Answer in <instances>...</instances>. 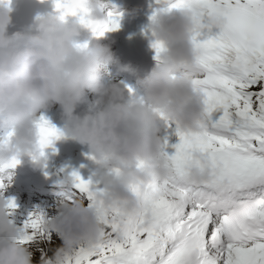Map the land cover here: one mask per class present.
<instances>
[{
	"label": "clouds",
	"instance_id": "9594fccd",
	"mask_svg": "<svg viewBox=\"0 0 264 264\" xmlns=\"http://www.w3.org/2000/svg\"><path fill=\"white\" fill-rule=\"evenodd\" d=\"M79 7L83 23L80 17L79 23L68 24L58 11L59 15L37 17L35 35L9 36L10 3H0V118L7 130L0 138V168L15 169L27 158L33 170H42L47 152H54L57 142L71 140L86 146L89 158L106 170L102 188L89 185L92 201L87 207L76 200L45 225V231L62 240V251L52 264H61V255L74 248L92 249L103 243V218L108 213L142 218L147 226L151 204L161 193L152 191L145 199L137 194L171 176L158 135L162 122H170L185 134L204 131L203 97L192 88L199 55L192 35L200 23L188 11L180 9L167 16L158 13L151 22L153 43H160L164 50L155 69L138 82L139 95L127 89L126 97L125 89L102 83L98 74L112 65H117L118 73L127 70L118 66L109 47L77 42L79 28L90 30L96 39L115 32L94 35L90 28L109 19L106 5L102 0H82ZM224 23L218 15L207 18L208 28L220 29ZM86 93L97 99L89 109L91 114L80 117L74 113ZM53 106L59 107L62 128L43 115ZM47 129H54L55 134L48 135ZM42 139L48 140L44 146ZM13 160L17 161L15 167H11ZM193 162L186 169L185 180L190 184L210 182L208 164L198 154ZM75 183L69 175L59 185L63 191H71ZM8 204L0 191V264H29L19 243L26 238L25 232L13 226Z\"/></svg>",
	"mask_w": 264,
	"mask_h": 264
},
{
	"label": "snow or ice",
	"instance_id": "6c2138e0",
	"mask_svg": "<svg viewBox=\"0 0 264 264\" xmlns=\"http://www.w3.org/2000/svg\"><path fill=\"white\" fill-rule=\"evenodd\" d=\"M81 2L55 0L54 7L61 19L79 14L83 23ZM162 2L164 12L183 9L200 23L192 35L199 52L192 88L203 97L204 131L185 134L175 128L178 142L171 155L163 143L169 180L137 194L145 199L152 191L161 193L151 204L147 226L142 218L108 213L103 218L104 242L64 253L61 264H264V0ZM107 15L103 25H90L94 35L119 29V17ZM211 15L225 21L216 34L207 26ZM152 48L158 62L163 46L154 42ZM47 133L54 135L55 130ZM47 143L42 139V146ZM196 154L212 170L208 183L185 180ZM16 163L13 160L11 167ZM71 175L78 194L91 203L90 182L75 172ZM4 187L0 182V191ZM15 207L9 200L8 210ZM45 225L40 213L30 215L21 229L26 238L19 243L48 233Z\"/></svg>",
	"mask_w": 264,
	"mask_h": 264
},
{
	"label": "bare ground",
	"instance_id": "6f19581e",
	"mask_svg": "<svg viewBox=\"0 0 264 264\" xmlns=\"http://www.w3.org/2000/svg\"><path fill=\"white\" fill-rule=\"evenodd\" d=\"M97 99L92 97V103ZM94 169L97 180L102 182L99 188L103 187V180L106 175V170L98 168L95 163H90ZM97 187V186H96ZM98 188V189H99ZM79 200L85 207L90 201L80 194L72 187L71 191H63L62 189L55 190L54 196H43L42 198H32L21 207L16 214L19 218V223L16 224L17 229H22L20 223L26 222L29 216L35 213H40L43 216L45 224L58 218L65 208L70 207L72 202ZM30 243L32 244L30 246ZM25 249V253L29 258V264H46L48 261H53L57 251L62 248L61 238L53 232H48L45 235H36L27 244H21Z\"/></svg>",
	"mask_w": 264,
	"mask_h": 264
}]
</instances>
